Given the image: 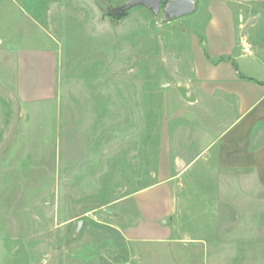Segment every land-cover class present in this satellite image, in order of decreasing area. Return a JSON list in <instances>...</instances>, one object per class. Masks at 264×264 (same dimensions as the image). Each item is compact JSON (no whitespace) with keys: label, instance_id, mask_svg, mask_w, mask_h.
I'll list each match as a JSON object with an SVG mask.
<instances>
[{"label":"rangeland","instance_id":"374dc122","mask_svg":"<svg viewBox=\"0 0 264 264\" xmlns=\"http://www.w3.org/2000/svg\"><path fill=\"white\" fill-rule=\"evenodd\" d=\"M129 1L0 0V264H132L112 204L160 182L177 237L264 259V187L205 156L229 122L194 84L195 51L227 11L234 55L264 80V0H193L182 18ZM28 51L55 56L51 100L19 98Z\"/></svg>","mask_w":264,"mask_h":264},{"label":"crops","instance_id":"0c3cea01","mask_svg":"<svg viewBox=\"0 0 264 264\" xmlns=\"http://www.w3.org/2000/svg\"><path fill=\"white\" fill-rule=\"evenodd\" d=\"M214 22L207 30L205 48L194 54V84H200L207 103L213 105L206 109L229 123L213 139L205 156L212 154L222 169L254 170L264 187V144H254L257 127L264 126V80L254 79L243 58L234 55L237 36L229 12L215 17ZM56 75L53 53L23 54L17 84L21 101L28 104L54 98ZM112 205L131 251L132 264H239V246L233 241H187L176 236L169 222L175 210L174 197L164 182L120 198ZM259 261L256 264H264L263 258Z\"/></svg>","mask_w":264,"mask_h":264},{"label":"water","instance_id":"95a60500","mask_svg":"<svg viewBox=\"0 0 264 264\" xmlns=\"http://www.w3.org/2000/svg\"><path fill=\"white\" fill-rule=\"evenodd\" d=\"M137 5L146 6L155 15H159L164 6V12L169 18H182L191 14L194 9L193 0H171L168 2L164 0H130L122 11H128Z\"/></svg>","mask_w":264,"mask_h":264},{"label":"trees","instance_id":"16d2710c","mask_svg":"<svg viewBox=\"0 0 264 264\" xmlns=\"http://www.w3.org/2000/svg\"><path fill=\"white\" fill-rule=\"evenodd\" d=\"M259 126H263V125H259ZM255 149H256V146L253 145V146L251 147V150L254 151Z\"/></svg>","mask_w":264,"mask_h":264}]
</instances>
